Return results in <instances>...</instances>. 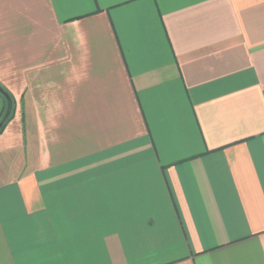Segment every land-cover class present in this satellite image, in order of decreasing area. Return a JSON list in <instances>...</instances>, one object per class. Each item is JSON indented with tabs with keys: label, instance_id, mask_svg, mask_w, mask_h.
I'll use <instances>...</instances> for the list:
<instances>
[{
	"label": "crops",
	"instance_id": "obj_1",
	"mask_svg": "<svg viewBox=\"0 0 264 264\" xmlns=\"http://www.w3.org/2000/svg\"><path fill=\"white\" fill-rule=\"evenodd\" d=\"M0 86V264H264V0H0Z\"/></svg>",
	"mask_w": 264,
	"mask_h": 264
},
{
	"label": "water",
	"instance_id": "obj_2",
	"mask_svg": "<svg viewBox=\"0 0 264 264\" xmlns=\"http://www.w3.org/2000/svg\"><path fill=\"white\" fill-rule=\"evenodd\" d=\"M0 94L5 98V101H6L5 111H4V114L2 115V117L0 119V129H1L11 114L12 100H11L10 96L5 92V90L1 86H0Z\"/></svg>",
	"mask_w": 264,
	"mask_h": 264
},
{
	"label": "trees",
	"instance_id": "obj_3",
	"mask_svg": "<svg viewBox=\"0 0 264 264\" xmlns=\"http://www.w3.org/2000/svg\"><path fill=\"white\" fill-rule=\"evenodd\" d=\"M10 117H11V115L9 116V118H8V119H10ZM0 119H1V118H0ZM8 119H7V120H8ZM2 128H3V127H2ZM2 128L0 129V131L2 130Z\"/></svg>",
	"mask_w": 264,
	"mask_h": 264
}]
</instances>
